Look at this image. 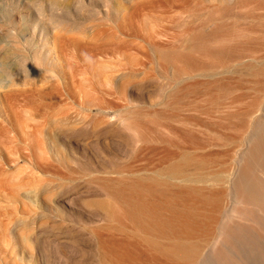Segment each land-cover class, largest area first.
<instances>
[{
	"label": "bare ground",
	"instance_id": "bare-ground-1",
	"mask_svg": "<svg viewBox=\"0 0 264 264\" xmlns=\"http://www.w3.org/2000/svg\"><path fill=\"white\" fill-rule=\"evenodd\" d=\"M229 1L159 0L141 36L95 44L126 61L104 63L107 82L122 68L139 82L158 60L173 81L108 204L104 264H264V0Z\"/></svg>",
	"mask_w": 264,
	"mask_h": 264
},
{
	"label": "rangeland",
	"instance_id": "rangeland-1",
	"mask_svg": "<svg viewBox=\"0 0 264 264\" xmlns=\"http://www.w3.org/2000/svg\"><path fill=\"white\" fill-rule=\"evenodd\" d=\"M157 1L0 0V264H104L108 204L173 81L158 60L139 82L123 68L107 82L126 61L95 44L141 36ZM156 42L163 58L168 38Z\"/></svg>",
	"mask_w": 264,
	"mask_h": 264
}]
</instances>
